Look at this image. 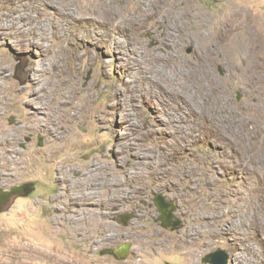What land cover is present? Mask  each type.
Masks as SVG:
<instances>
[{"label":"rangeland","instance_id":"rangeland-1","mask_svg":"<svg viewBox=\"0 0 264 264\" xmlns=\"http://www.w3.org/2000/svg\"><path fill=\"white\" fill-rule=\"evenodd\" d=\"M25 1L0 0V87L10 99L0 107V130L22 136L19 154L0 142V177L39 179L47 199L21 197L0 213V264H95L90 244L112 237L131 248L109 264H213L205 257L218 248L228 264H241L249 244L260 248L264 36L256 26L264 0H31L42 26L30 35L16 19ZM239 22L252 29L247 46ZM54 62L63 74L51 72ZM35 74L44 93L64 88L68 77L77 87L78 118L68 121L76 135L66 142L54 127H22L39 116L25 103L38 85ZM121 159L126 171L116 166ZM95 161L107 163L106 188ZM151 166L157 173L149 183L130 184V168ZM121 172L122 196L114 202ZM55 194L64 198L60 209L49 199ZM159 194L169 203L166 214L180 220L175 227L164 225ZM240 214L247 225H238L257 231L241 241L229 232ZM203 216L213 233L183 241L208 221Z\"/></svg>","mask_w":264,"mask_h":264},{"label":"bare ground","instance_id":"bare-ground-1","mask_svg":"<svg viewBox=\"0 0 264 264\" xmlns=\"http://www.w3.org/2000/svg\"><path fill=\"white\" fill-rule=\"evenodd\" d=\"M18 1V0H17ZM24 4L22 5V8H20L19 11V15L18 17L16 18L20 23L21 25L19 26L21 29L20 31L21 32H26L28 33L29 35L31 34V31H34V25L35 27L37 26V28H40L42 26V21H38L37 18L35 17V15L32 14V12L30 10H33L35 8H38V5H34L32 4L33 2L31 0H27L25 2H23ZM36 10V9H35ZM243 10H247L246 9H243ZM230 12V11H229ZM241 13V12H240ZM245 13V12H244ZM246 15H249L247 12H246ZM245 15V16H246ZM251 15H249L248 17H250ZM245 18V17H244ZM251 18V17H250ZM250 18H246L247 20L250 19ZM255 18V17H254ZM106 19V18H105ZM237 19V18H236ZM121 20V19H120ZM126 20V19H125ZM123 20V21H125ZM225 20V19H224ZM245 21V19H243ZM254 19H252L253 21ZM262 20V19H260ZM122 21V22H123ZM250 21V20H249ZM248 21V22H249ZM252 21L251 24H252ZM256 21V20H255ZM44 23V22H43ZM230 23V22H229ZM6 24V23H5ZM123 24V23H122ZM124 25V24H123ZM7 26V25H6ZM226 26V25H225ZM239 26L241 28H244L243 26L246 27V29L244 28V37H245V43L246 46L247 44L250 43V41L252 42L251 39H249L251 37V33H252V29L248 27L247 24L243 23V22H239ZM27 27V28H25ZM227 27V26H226ZM254 27V26H253ZM256 34L258 36H264V21L262 20L261 23H258L257 26H256ZM46 30V29H45ZM44 30V31H45ZM254 30V29H253ZM40 32V30H38ZM34 34V33H33ZM34 36H37L36 33L35 35L31 36L30 38L33 39L32 37ZM39 36H42V33L39 35ZM28 40V38H27ZM44 40V39H43ZM29 45H31V43H33L32 40H29ZM43 43V42H42ZM242 43H243V40H242ZM40 67H38L39 69ZM41 71V70H40ZM55 72L57 73L58 75H61L64 73V70H63V67L62 65H60L58 62H54V64L52 65V68H51V72ZM36 74L38 73V71H34ZM30 74V73H29ZM35 74L34 76V81L38 84L31 92V96L27 99L26 98V101L25 103L30 106L33 111H34V114H35V111L39 113V116H37V118H30L28 121L24 122L23 126L25 128V130H30V131H41L43 128H45V126L47 125V127H51V128H56V131L57 129L59 130V133L58 135L61 136V140L66 142L68 140H70L71 138H73L76 134L73 132V129L72 127L68 124V121H69V117L71 118H78V91H77V87L74 85V81L71 77H68L66 78L63 82H62V86H64V88L60 87V89L58 90L56 87L54 88H51L50 91H47V92H43L44 91V86L41 84V81L39 80L38 77H36L37 75ZM4 77L8 75V73H4L3 74ZM31 76V75H30ZM7 78V77H6ZM1 79V78H0ZM32 79V77H31ZM37 79V80H36ZM45 81L46 82H51L52 84L54 83V81L49 78V77H46L45 78ZM1 84V83H0ZM44 84V83H43ZM4 86V85H3ZM27 88V87H26ZM6 89L7 88H1L0 87V107H4L5 105L7 106V104L9 103L8 100V97H7V94H6ZM43 90V91H42ZM9 93V92H8ZM59 95V97H55L54 95ZM81 100V99H80ZM25 104V105H26ZM45 105H49V111L46 112L45 109ZM82 105V104H81ZM80 107V106H79ZM83 108V107H82ZM33 114V115H34ZM80 114V113H79ZM45 115V117H44ZM63 120H65V128H63ZM71 120V119H70ZM72 121H75V120H72ZM63 128V129H62ZM61 129V130H60ZM11 131L9 129H5L4 126L1 127V130H0V142L2 143H12L13 146H9L7 149L8 150H12L14 151L15 153H20L21 150L20 148L18 147L19 145V141L22 140V136L20 135L17 139L14 140V137L13 136H9L8 135V132ZM54 131V130H53ZM6 133V134H5ZM54 133V132H53ZM66 136H63L65 135ZM57 137V136H56ZM7 152V151H6ZM138 154H136L137 156ZM123 159H121L120 161H117L116 163V166L120 167L123 171H126L128 168L127 166V162L125 161H122ZM134 160V159H133ZM92 170L95 172L96 176L98 178H101V181L98 182V185L99 187L101 188H106L108 187V184H109V179L107 180L106 176L109 174V171H107V163L106 162H100V163H97L95 161V165L94 167L92 168ZM157 173V166H151L148 170L146 171H142V172H138V169L136 167L134 168H130L129 170V179H130V184L131 183H136V185H138V188H141L142 186L146 185V183H149L150 181L148 180L149 177H151L152 174H155ZM124 179L122 177V172L121 173H116V180L114 181V191H113V198L115 196V201L114 202H117L119 201V198L122 196V191L123 190V184H124ZM140 181V182H139ZM170 181V180H169ZM172 181V180H171ZM170 181V183H171ZM138 183V184H137ZM172 184V183H171ZM175 185V184H174ZM180 185V183H179ZM177 186V184H176ZM175 187V186H174ZM92 196V195H91ZM81 197L83 199H86L90 196H88V193H84L83 192V195H81ZM199 198V196H198ZM110 200V196H105L103 198V201L106 203V201ZM103 203V202H101ZM245 203V202H243ZM103 205V204H102ZM100 206V205H99ZM254 208V207H253ZM238 210V209H237ZM247 210V209H246ZM255 210V209H254ZM99 211V210H98ZM198 211V210H197ZM201 211V210H200ZM239 211V210H238ZM247 212V211H246ZM96 213V212H95ZM102 214L104 215H109V211L108 209L105 208V210H102L101 211ZM203 213V212H202ZM245 213V212H244ZM255 213V212H254ZM206 214V213H205ZM100 215V213H99ZM239 215V214H238ZM200 216V215H199ZM245 215L244 214H240V217L239 219H237L235 222H234V229L230 228V233L231 234H234V239H239L240 241L241 240H244L246 238V236L249 234L248 232H250V234L252 235H255V233L257 231H251L250 229L253 228L252 225L249 226L250 229H242V227H240L238 225V222L240 221L244 226L247 225V221L244 219ZM205 218V220L207 219L208 221L207 222H203L202 225H199V223L197 225H195V228L196 229H193V231L191 232V237L192 238H189L191 240H188V238L186 239V237L183 239V238H179L180 239H183V241H196L198 240L199 238L202 239L203 237H201L200 235H203L204 234H211L213 233V229H214V226H210V219L209 217H206V216H203V219ZM213 218V217H212ZM199 219V218H198ZM197 219V220H198ZM201 219V218H200ZM252 219V218H251ZM204 220V221H205ZM212 220V219H211ZM248 220V219H247ZM254 220V219H253ZM107 222V221H106ZM213 222V221H212ZM215 222V221H214ZM215 225V224H214ZM263 227H264V224H262ZM209 226V227H208ZM208 227V228H207ZM219 227V226H218ZM193 228V227H192ZM259 228V227H258ZM225 231V230H224ZM190 232V231H189ZM226 232H228L226 230ZM201 233V234H200ZM243 233V234H242ZM186 234V233H185ZM217 234V232H216ZM220 234V233H219ZM245 234V235H244ZM263 234V233H262ZM188 236V235H187ZM215 236V235H214ZM261 236V235H260ZM259 236V237H260ZM190 237V236H188ZM205 237V236H204ZM248 237V236H247ZM254 237V236H253ZM256 237V236H255ZM210 238V237H209ZM252 238V236H251ZM162 239V238H161ZM199 239V240H200ZM181 241V242H183ZM212 241V240H211ZM161 244H163V240H160L159 241ZM203 242V241H202ZM210 242V241H209ZM255 242V241H254ZM253 242V243H254ZM185 243V242H183ZM245 243V242H244ZM257 243V242H256ZM258 243H260V248L258 247H252L250 246V244L248 245V248H249V257H245V258H241L240 260L242 261L241 264H264V257H263V253H264V237L263 235L261 236V241L259 242L258 240ZM257 243V244H258ZM179 244V243H178ZM200 244V243H199ZM207 244V243H206ZM239 244V243H238ZM256 244V245H257ZM181 245V244H180ZM184 245V244H183ZM190 245V244H189ZM178 246V245H177ZM185 246V245H184ZM207 246V245H206ZM258 246V245H257ZM182 247V246H181ZM204 247V246H203ZM180 249V248H178ZM173 251V250H172ZM190 251V250H189ZM188 251V252H189ZM196 251V249H195ZM200 252V251H199ZM243 253V252H242ZM196 254H199L200 253H196ZM202 254V253H201ZM241 255V254H240ZM240 258V257H239ZM238 258V259H239Z\"/></svg>","mask_w":264,"mask_h":264},{"label":"flooded vegetation","instance_id":"flooded-vegetation-1","mask_svg":"<svg viewBox=\"0 0 264 264\" xmlns=\"http://www.w3.org/2000/svg\"><path fill=\"white\" fill-rule=\"evenodd\" d=\"M78 185V179H77ZM46 185L41 182L39 179L30 178V179H21L20 181L0 177V211L5 212L12 209L19 198L21 197H30L38 200L40 202L46 201V196L42 194L41 190ZM51 186L50 184L47 185ZM78 199V194L76 195ZM55 201L56 209H60L64 202V198L55 194V196L49 197ZM78 203V200L76 201ZM78 206V205H77ZM42 208L43 205H40ZM170 213L169 215H171ZM168 215V214H167ZM114 219V218H113ZM173 218H171L170 224H173ZM175 224V223H174ZM174 226V225H173ZM175 227V226H174ZM108 241V240H107ZM122 244H115L113 237L106 244H90V250L92 251V256L95 260L99 262L95 264H109V261L117 258L121 259L120 251L116 249L119 248Z\"/></svg>","mask_w":264,"mask_h":264},{"label":"water","instance_id":"water-1","mask_svg":"<svg viewBox=\"0 0 264 264\" xmlns=\"http://www.w3.org/2000/svg\"><path fill=\"white\" fill-rule=\"evenodd\" d=\"M41 144H42V142H41ZM156 202H157V205L160 208V210L164 213L162 215V218H163V221H164V225L165 226L170 225L172 214L171 215H167L166 214V210H167V207H168L169 203L166 202L164 197L162 195H160V194L157 195ZM0 213H1V211H0ZM127 217L129 218L130 215H128ZM179 223H180V220L177 219L175 224H174V226H176ZM130 248H131V244L130 243H125V244H122L116 250L120 251V253H121L120 258H122V257H127L128 256V254L130 253ZM229 258L230 257H229V254L227 253V251H225L222 248H218L217 250L209 252L206 255V257H205V260L210 261L213 264H228Z\"/></svg>","mask_w":264,"mask_h":264}]
</instances>
